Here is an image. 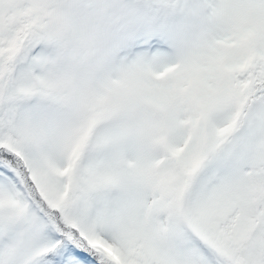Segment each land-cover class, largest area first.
<instances>
[{"label": "snow or ice", "instance_id": "obj_1", "mask_svg": "<svg viewBox=\"0 0 264 264\" xmlns=\"http://www.w3.org/2000/svg\"><path fill=\"white\" fill-rule=\"evenodd\" d=\"M0 264H264V0H0Z\"/></svg>", "mask_w": 264, "mask_h": 264}]
</instances>
